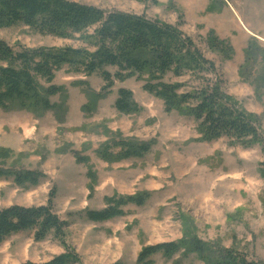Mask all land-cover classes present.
Wrapping results in <instances>:
<instances>
[{"label": "rangeland", "instance_id": "1", "mask_svg": "<svg viewBox=\"0 0 264 264\" xmlns=\"http://www.w3.org/2000/svg\"><path fill=\"white\" fill-rule=\"evenodd\" d=\"M70 1L177 26L215 64L223 91L245 111L259 116L264 130V54L250 72L240 75L249 41L256 40L264 51V0ZM211 30L232 47L230 60L208 49L206 37ZM0 39L15 48L34 50L86 47L79 39L42 35L24 25L0 29ZM170 80L186 82L188 89L197 86L188 75ZM77 82H85L95 93L104 86L97 74L85 76L66 67L56 72L54 84L66 89L61 123L52 112L38 116L0 109V150L10 152L5 159L0 157V169L45 176L36 186L25 187L15 184L11 176L0 178V209L43 207L55 192L53 211L67 223L62 241L53 235L35 241L32 231L9 236L0 244V264L46 263L64 253L63 243L83 264H135L144 246L178 241L185 229L264 264V154L259 146L231 145L226 138L200 141L192 119L165 113L162 101L144 91L143 82L134 77L116 81L96 110L85 115L81 108L87 103L86 88ZM119 89L133 93L139 113L116 111ZM51 101L58 103L60 98ZM113 137L151 143V148L142 158L107 163L97 150ZM73 152L88 157L96 173L91 197L87 168L75 161ZM140 192H149L150 198L140 207L125 206L122 217L94 223L85 215L86 210L104 209L105 197ZM152 260L153 264H202L195 255L180 253L170 259L157 254Z\"/></svg>", "mask_w": 264, "mask_h": 264}, {"label": "trees", "instance_id": "2", "mask_svg": "<svg viewBox=\"0 0 264 264\" xmlns=\"http://www.w3.org/2000/svg\"><path fill=\"white\" fill-rule=\"evenodd\" d=\"M207 9L210 10L211 6ZM16 25L60 39H79L86 47L34 50L22 46L15 48L0 39V109L27 111L38 116L52 112L61 123L66 113V89L54 84L56 72L66 67L71 72L81 71L85 76L97 74L101 77L104 82L101 93L92 92L85 82L75 83L86 88L87 103L81 108L85 115L96 110L97 103L116 81L134 77L143 82L144 91L162 101L165 113L192 119L197 125L200 141L226 138L231 145H257L264 154V130L260 117L245 111L240 102L223 91L215 64L206 59L192 39L177 26L150 20L143 15L106 11L70 0H0V29ZM206 42L212 53L224 60L232 58V47L227 41L220 40L213 30L208 32ZM89 46L94 51L89 50ZM263 54L257 41L251 39L244 51L245 62L240 75L250 72L253 63ZM107 68H115L116 72L112 75ZM186 75L197 86L188 89L186 82L170 80ZM55 96L60 102L51 101ZM114 107L123 115L141 111L133 93L127 89L117 91ZM113 147L117 151L112 150ZM150 148L151 143L113 137L101 145L97 155L107 163H114L142 158ZM9 155V151L0 150L3 159ZM73 155L78 164L87 168L91 197L97 183L96 173L88 157L77 152ZM261 175L264 177L263 171ZM6 176H11L21 187L36 186L45 178L37 172L0 169V178ZM54 193L43 207L14 205L0 209V244L13 234L27 231L34 232L35 241H42L49 235L62 241L67 223L53 211ZM149 198V192L129 196L114 194L104 198V209L86 210L85 215L94 223L109 221L122 217L125 206L140 207ZM63 245L66 248L64 253L41 264H83L72 249L65 243ZM177 253L186 257L195 255L202 264H261L245 252L234 247L226 248L218 241H203L187 229L178 241L144 246L135 264H153L154 255L161 254L170 259ZM23 264L39 263L28 261Z\"/></svg>", "mask_w": 264, "mask_h": 264}]
</instances>
